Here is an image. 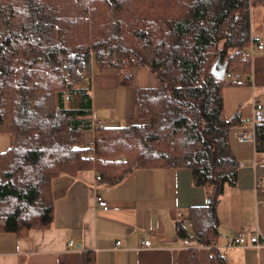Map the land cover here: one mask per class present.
Masks as SVG:
<instances>
[{
  "label": "trees",
  "instance_id": "1",
  "mask_svg": "<svg viewBox=\"0 0 264 264\" xmlns=\"http://www.w3.org/2000/svg\"><path fill=\"white\" fill-rule=\"evenodd\" d=\"M255 7L264 0H0V133L11 136L0 152V232L49 229L62 175L96 170L98 184L116 186L138 169L173 168L190 170L208 192L207 205L189 209L192 234L178 223V237L217 244L218 204L238 185L230 134L244 121L241 110L226 116L230 80L212 68L227 62L226 72L250 74ZM142 67L159 84L137 89L136 123L105 126L93 148L85 144L94 69L132 86ZM255 146L264 155V122ZM212 251L211 264H228Z\"/></svg>",
  "mask_w": 264,
  "mask_h": 264
},
{
  "label": "crops",
  "instance_id": "2",
  "mask_svg": "<svg viewBox=\"0 0 264 264\" xmlns=\"http://www.w3.org/2000/svg\"><path fill=\"white\" fill-rule=\"evenodd\" d=\"M252 16V36L264 41V7H255ZM250 67L242 85L230 82L224 90L226 116L241 110L244 123L252 119L254 97L264 105V53ZM121 75L94 69L91 77L93 119L106 126L136 123L137 89L159 84L143 67L136 70L132 86L122 85ZM239 130L235 127L230 134L239 162L238 185L227 188L218 204L222 235L217 244L200 246L177 235L189 209L208 204L207 190L195 186L190 170L138 169L116 186L98 184L97 171L86 170L54 180L55 218L49 229L26 236L0 232V264H83L88 253L94 264H191L194 248L198 264H211L212 248L222 251L228 264H264V155L257 153L255 143L240 142ZM94 137V131L87 132L85 144ZM99 199L108 202V210L98 206ZM240 231L259 233L262 246H233ZM146 239L149 247L143 246Z\"/></svg>",
  "mask_w": 264,
  "mask_h": 264
},
{
  "label": "built area",
  "instance_id": "3",
  "mask_svg": "<svg viewBox=\"0 0 264 264\" xmlns=\"http://www.w3.org/2000/svg\"><path fill=\"white\" fill-rule=\"evenodd\" d=\"M259 53H264V41H258L255 40L251 43L250 47L248 48L247 52L245 53L244 57L245 60L252 63L255 56ZM226 79L230 80L231 82L236 81V82H241L243 81L244 76L241 73H236L232 70L226 72ZM88 81V79H86ZM264 122V105L257 101V98H253V116L252 119L249 122H246L243 124V126L240 128L238 132V139L242 143H247V142H253L255 143V138H256V126L259 123ZM106 125L97 120H93V131L103 129ZM93 143L91 144V148H93ZM262 181L258 180L257 186H261ZM98 206L104 210H108L109 205L108 202L99 199L97 201ZM189 227H191L190 222L186 221L185 222ZM252 244L255 245L256 247H261L262 246V241L259 233H255L254 235H248L246 231H240L234 241H233V246L240 247L246 244ZM121 242H118L117 245H120ZM72 245V242L70 243V246ZM151 245V241L149 239L144 240L143 246L144 247H149Z\"/></svg>",
  "mask_w": 264,
  "mask_h": 264
},
{
  "label": "water",
  "instance_id": "4",
  "mask_svg": "<svg viewBox=\"0 0 264 264\" xmlns=\"http://www.w3.org/2000/svg\"><path fill=\"white\" fill-rule=\"evenodd\" d=\"M227 70V62L222 65H214L212 68V74L219 80H225Z\"/></svg>",
  "mask_w": 264,
  "mask_h": 264
},
{
  "label": "rangeland",
  "instance_id": "5",
  "mask_svg": "<svg viewBox=\"0 0 264 264\" xmlns=\"http://www.w3.org/2000/svg\"><path fill=\"white\" fill-rule=\"evenodd\" d=\"M244 80V78H243ZM230 83V81H228ZM0 146L3 147V151H5L11 145V136L9 133H0Z\"/></svg>",
  "mask_w": 264,
  "mask_h": 264
}]
</instances>
